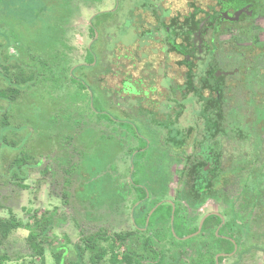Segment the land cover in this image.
<instances>
[{"label":"trees","instance_id":"trees-1","mask_svg":"<svg viewBox=\"0 0 264 264\" xmlns=\"http://www.w3.org/2000/svg\"><path fill=\"white\" fill-rule=\"evenodd\" d=\"M69 6V0H0V28H7L0 29V71L4 81V86H0V103L8 105L1 107L0 111V151H14L23 142L16 139L19 135L11 124V114L7 108L17 103L29 90L55 87L49 95L54 99L64 95L61 88L69 91L65 96L73 98V103L69 105L71 107L66 106L58 112L57 115L61 114L63 118H53L49 121L51 124L64 122L73 130L81 129L85 121L92 123L94 116L90 109L86 111L84 119L79 121L77 97L89 96L88 84L95 78L94 63L97 62L95 43L100 42L98 32L106 28V22L98 27L93 21L90 23L92 42L86 49L85 64L72 63L69 55L73 48L67 38L68 29L65 28L74 16V10ZM38 26L48 28V32H51L49 38L33 41L31 32L28 34L26 28L32 27L38 31ZM163 31L167 38L165 42L171 45V49L184 55L187 51L181 45H175L183 32L178 28H172L171 34ZM13 41L20 45L28 60L11 52ZM99 51L103 66L112 70L107 49ZM183 65L188 69L183 83L176 84L165 75L167 94L163 96L161 109L156 110L157 103H154L153 108L136 115L145 118V114H148L152 124L161 123L160 129L156 127L152 135L168 137L171 149L181 150L186 147V138L189 136L195 139V150L201 149L205 153L211 150L220 156L223 149H227L231 168L238 171L234 178L231 177L232 183L238 187L236 195L229 196L227 213L231 214V220L222 225L218 216L211 215L200 236L185 239L198 232V226L184 230L183 224L188 220L187 209H177L175 204L164 202L170 177L163 174L159 185L162 192L154 206L156 209L148 221L149 213H145L141 219L144 230L137 227L134 233L114 235L104 230L89 235L82 233L81 244L77 247L78 259L75 261L68 258L69 242L59 244L57 239L53 240L59 222L57 207L53 211L34 210L27 222L18 219L12 212L8 218L0 216V245L13 232L19 229L28 231V254L17 257L18 264H47L48 252L53 256L55 264H223L225 257L235 252L236 247L264 252V239L261 237L264 236V56H259L255 65L243 72L245 78L241 89L245 90L247 98H238L239 94L234 92H224L222 82L219 85L220 81L214 73L210 76L203 74V65L194 68L187 60L183 61ZM83 74L86 79L84 83L79 79ZM101 115L103 118H99V125L111 119L106 114ZM185 122L191 123L184 126ZM145 148V145L138 147L137 153L141 156ZM21 151L14 159L6 157L0 161V184L28 187L24 182L29 179L36 162L25 150ZM172 153L170 150L169 155L162 159L161 168H168L175 161L172 160ZM177 154L183 153L178 151ZM61 161L64 172L63 199L64 204L68 205L71 197L69 189L78 170L72 160L61 158ZM133 184L140 190L137 199H146V190L136 182ZM128 185H131L129 180H121L122 190ZM120 194L122 201L126 200L127 193ZM160 222L167 223L168 229L163 224L164 234L159 231L158 236H153L152 232ZM213 227L221 229L211 232ZM254 236H259L258 240H252ZM86 254L89 256L87 260ZM12 261L9 254L0 253V264Z\"/></svg>","mask_w":264,"mask_h":264},{"label":"rangeland","instance_id":"rangeland-1","mask_svg":"<svg viewBox=\"0 0 264 264\" xmlns=\"http://www.w3.org/2000/svg\"><path fill=\"white\" fill-rule=\"evenodd\" d=\"M158 2V0L155 2L154 0H69V7L74 10V16L65 28L68 29L67 38L73 48L69 55L72 63L85 64L86 49L92 42L89 32L90 23L93 21L98 27L104 21L106 22V28L98 32L100 42L95 43L94 53L97 62L94 63L96 64L93 73L95 78H92L91 83L88 84L89 96L81 95L79 99L77 97L78 105L75 106L79 121L84 119L86 111L90 109L94 116L92 123L85 121L81 129L72 130L64 122L54 124L49 122L53 118L62 119L63 116L57 113L74 101L71 96H65L69 93L65 84L63 86L66 89L61 88L64 95L58 99L49 96L50 91H54L55 87L33 89L26 91L17 103L7 108L11 114V124L19 135L16 139H21L23 142L20 143L19 149L14 151H0V154L4 156H0V161H4L6 157L10 160L14 159L23 149L33 156L36 165L32 167L29 179L24 182L27 188L13 184H0V216L8 218L12 212L18 219L27 222L30 213L34 210L53 211L57 207L59 222L55 227L53 240L57 239L59 244L69 242L68 258L70 260L78 259L77 247L81 244L82 233L89 235L104 230L114 235L136 231L133 221L136 219L137 224L140 223L138 215L141 214L140 210L144 209L143 205L140 203L133 207L132 198L134 197L128 202H123L120 193L124 194L131 189L138 195L140 190H137L133 182L142 186L147 193L152 192L149 180L161 168L162 159L167 157L171 150L166 142L168 137L158 135L155 138L152 135L155 134L156 127L160 129L161 123L152 124V118L148 114H145L147 115L145 118L136 115L138 112L145 113L150 109L149 95L155 94L156 91L152 86L153 83L149 80L148 84L142 86L145 88V93H141L142 100L133 98L134 91L129 92V96L127 90L122 89L126 75L128 78L125 80L128 82L124 89H129L135 84V82L129 84L131 76L138 78L144 74L146 78L149 73L157 79L159 92L166 93L167 81L165 77H161L165 70V64L161 63V57L164 55L156 51L154 60L146 65L138 63L133 66L128 62L129 58L140 56L141 48L139 47L144 46L142 36L149 40L153 34H156L155 29L152 28L147 32L149 30L147 23L145 28L140 27L143 21L139 20L138 12L153 11ZM178 4L176 7L180 9L183 1H179ZM159 13L165 15L167 11L159 10ZM26 29L29 31L28 34L31 32L33 41L46 39L51 33L45 26H38V31L32 27ZM143 29L147 34L143 33ZM105 48L109 54L108 62L112 70L108 66H103L101 60L99 49ZM11 52L23 60H28L15 41L12 42ZM148 54L150 52L147 51L142 56H148ZM182 68L180 64H171L170 69H167L169 77L179 84L183 82ZM83 72L85 73L86 70ZM79 79L82 83L86 81L84 74ZM0 86H4L2 71H0ZM159 98L158 94L153 97L154 103H157V110L162 107V102H158ZM6 106L8 105L1 102L0 111H2L1 107ZM101 114H106L111 119L99 125ZM142 145L146 148L140 156L136 149ZM167 145L169 148H166ZM131 149H133L132 152ZM183 151L186 155L190 153L189 149L181 152ZM61 158L72 160L76 163L78 170L69 189L71 197L68 205L64 204L63 199L64 172ZM175 164V168L180 170L188 169V172L184 174V182L179 183L178 186H175L177 183L174 182L172 186H174L173 190L177 189L182 194L184 206L189 208L191 216L199 220L209 211H218L219 205L214 200L216 201L215 196L219 186L212 182H205V177L200 175V171L202 172L203 167L206 166V161L201 154L195 155L185 164L181 161H176ZM128 178L131 185L127 186V190H122L121 180ZM212 179L215 178H210ZM174 191L171 195H175ZM161 192L159 190L158 194ZM156 198L153 196L145 204L147 210L155 206ZM163 228L160 230L162 234L165 231ZM27 236L28 231L19 229L0 245V253H7L13 259L9 264H18L17 257L28 254ZM88 258L86 254L85 260ZM234 260L235 258H227L226 263L232 264ZM46 263L55 264L50 252L47 253ZM247 264H264V255L258 253Z\"/></svg>","mask_w":264,"mask_h":264},{"label":"flooded vegetation","instance_id":"flooded-vegetation-1","mask_svg":"<svg viewBox=\"0 0 264 264\" xmlns=\"http://www.w3.org/2000/svg\"><path fill=\"white\" fill-rule=\"evenodd\" d=\"M158 1L159 2L156 3L155 10H151L150 12H138L140 13L138 14L139 20L143 21V23H140V27L145 28V25L147 23L146 26H149V30L147 32H149L152 28L155 29L156 34H153V36L149 40L142 36L144 40L142 44L144 46L139 47V45L137 44L139 49L141 48V50L139 51L140 56L137 58L132 57V59L129 58V64L133 66L137 65L138 63L145 65L149 64V62L151 63L152 60H154L156 51H159L162 55H164L161 57V59L165 60H161V63L165 64L164 73H162L161 75L162 78H164L165 75L169 77L167 69H170L171 64H180L183 67L182 69L184 71V82L185 74L188 69L184 67L183 61L187 60L189 65L192 67L194 66V68H198L203 65V74L205 76H210L209 74L214 73V76L220 81L219 85H221L222 82L221 88L224 90V92H234V94L236 95L239 94L238 98L245 96V90L243 91V89H241L242 81L245 78L243 72H245L246 69H251L255 65L256 59L259 56H264V0ZM179 1H183L182 7L180 9L176 7L179 5ZM159 10L167 11V14L162 15L159 13ZM160 24L162 25L159 26ZM172 28H178L179 31L183 32V35L176 40L175 45L179 44V46H182V49H185L187 51L184 53V55H181L177 51L172 50L171 45L165 42L167 38L165 37L163 30H166L168 34H171L170 31ZM143 30V33H145V29ZM138 33H140V31ZM137 43H139V40H137ZM134 50L136 51L135 48ZM134 50H132V52ZM147 51L150 52V54L143 57V53ZM173 55L176 56L173 57ZM144 76V74L140 75L138 78H134L133 76H131L129 84L135 82L134 86L129 87V89H124L125 84L128 82L125 80V78H128V75H126L123 79L124 83L122 89L127 90V93L134 91L135 94H133V98L141 99L142 94L145 93V88L142 86L148 84L147 81L150 80V82L153 83L152 86L156 89L155 94L150 93L149 95V100L151 101L149 107L153 108V104L155 102L153 97L157 94L160 95L158 102H162L163 96L167 94V91L165 94H161L159 92L156 83L157 79H154L152 74L148 73V76L146 78H144ZM173 82H175L174 79ZM175 83L179 84L177 82ZM138 93L139 95L137 96ZM128 95L130 96V93ZM245 98H247V95L245 96ZM155 109L157 110L156 105ZM190 123L191 122H185L184 126H188ZM126 138H128V136H126ZM168 140L166 141L167 144ZM194 140L195 139L193 136H189L188 138H186L187 146L183 147V149L179 150L177 148H170L173 152L172 160L175 161L170 163V166L168 168H160L154 173L153 176H151L149 184L151 185L152 189L150 188V190L152 192L148 193L146 199H137L138 197L134 190L131 191L130 189L128 192H126L128 196L123 202H128L129 199L134 197L132 198L134 201L133 207L141 203L143 205L142 208H144L140 210L141 214L138 215L140 223L137 224L138 221L136 219L133 222L136 225L135 226L133 224L135 228L138 227V229L144 230L143 226L141 225V219L144 218L145 213L150 214L152 209H154V207H152L150 210H147L145 208V204L153 196L157 197L156 199H158L160 195L158 194V191L160 190L159 185L161 184L160 181L163 174L164 176L170 177V181L168 183V191L165 192L166 198L164 199V202L172 205L175 204L177 209H187L188 220L183 224V227L185 228L184 230H190L195 226H198L199 230V226L202 220L205 219L201 231L199 232V234L195 235L200 236L206 220L211 215L218 216L222 220V225L227 224V222L231 220V214L227 213L229 208L228 205L230 204L229 196H231V194L236 195V192L238 190L237 185H234L232 183L231 177L234 178V175L237 174L238 171H235L233 170V168H231V161H228V152L226 148L223 149V153H221L220 156H217V154H215V152L211 150H208L207 153L202 152L201 149L195 150L193 144ZM166 148H169V146L167 145ZM186 148L190 150L189 155H186L184 151L181 152L184 149L187 150ZM178 151L183 154L178 155ZM199 153L201 154L203 160L206 161V166L203 167L202 172L200 171V175H203L205 177V182H212L214 183V185L219 186V192H216L215 196L216 201L214 200V202L219 205V210L209 211L205 213L199 220H196L194 216H191L189 208H186L184 206L185 202L181 198L183 196L180 191L178 192L177 189H174V191V186L172 185H174V182L177 183L175 186H178L179 183L182 184L184 182V174L188 172V169L180 170L178 168H175L176 161H182L185 164V162L190 161L195 155H198ZM212 177L215 179L210 180V178ZM142 179L143 181H146V179ZM127 180H129V178ZM127 189L128 187L125 188V190ZM173 191L175 192V195H171ZM174 209L175 207L173 208V210ZM163 224H165L167 228V223H158L156 225V228L152 232L153 236H158V234H160L158 232L164 227ZM220 227H213L211 229V232L215 231V229H221ZM257 237L259 236H254L252 240H258ZM261 237L262 239H264V236ZM258 253L264 255V252L260 250H245L236 247L235 252L225 257L223 264H227V258H235L232 264H247V262Z\"/></svg>","mask_w":264,"mask_h":264},{"label":"water","instance_id":"water-1","mask_svg":"<svg viewBox=\"0 0 264 264\" xmlns=\"http://www.w3.org/2000/svg\"><path fill=\"white\" fill-rule=\"evenodd\" d=\"M150 214H152V212H151ZM204 220H205V219H203V220H202V222H201V224H200V226H199V230H198V232H197V233H195V234H194V235H192V236H187L185 239L192 238L193 236H195V235L199 234V232H200V231H201V229H202V225H203V223H204ZM217 264H218V262H217Z\"/></svg>","mask_w":264,"mask_h":264},{"label":"crops","instance_id":"crops-1","mask_svg":"<svg viewBox=\"0 0 264 264\" xmlns=\"http://www.w3.org/2000/svg\"><path fill=\"white\" fill-rule=\"evenodd\" d=\"M133 204H134V202H133ZM155 209H156V208L152 209V211H151L152 214L154 213ZM151 212H150V213H151ZM152 214H149L148 220L150 219V217H151ZM141 216H142V215H141ZM134 217H135V216H134ZM134 217H133V219H135ZM142 217H143V216H142ZM133 222H134V221H133Z\"/></svg>","mask_w":264,"mask_h":264}]
</instances>
